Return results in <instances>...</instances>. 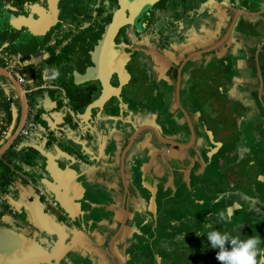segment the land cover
I'll list each match as a JSON object with an SVG mask.
<instances>
[{"label": "flooded vegetation", "instance_id": "flooded-vegetation-1", "mask_svg": "<svg viewBox=\"0 0 264 264\" xmlns=\"http://www.w3.org/2000/svg\"><path fill=\"white\" fill-rule=\"evenodd\" d=\"M200 3L0 0L1 66L17 82L21 73L31 79L29 85L25 78L19 82L30 92L26 94L24 125L28 121L37 125V95L40 84L47 83L59 92L51 102L54 108L66 112L65 123L75 122L79 130L78 136L68 137V149L59 148L54 154L67 160L68 169L64 171L67 180H62L65 186L57 187L55 183L51 192L36 178L43 166V156L36 151L29 157V150L21 149V141L28 142L27 138L18 133V142L9 146L14 154L3 159L8 175L0 184V228L22 234L47 250L48 260L40 264H167V257L160 256L159 249L182 242V238L187 243L179 250L182 255L193 250L205 254L214 252L201 248L210 245L207 230L225 227L224 233L240 239L250 236L247 230L260 232L263 221L236 224L216 219L218 206L222 209L223 201L235 195L234 186L230 188L227 182L225 190H203L198 185L201 166L206 162H202L207 152L203 148L209 146L210 137L215 134L210 133L212 129L207 125L202 128L201 116L193 110L200 103L195 86L206 89L217 79L216 51L190 58L182 66L179 91L181 85L187 84L185 92L192 101L187 105L181 103L182 109L174 103L177 93L181 96L175 89L181 61L170 75L168 66L176 64L186 47L191 48L187 56L197 51L195 46L202 37L211 43L207 32L201 36L194 25L199 20ZM114 25L117 26L110 28ZM210 28L211 25L209 32ZM104 38L110 42L104 45ZM207 43L204 48L210 47ZM219 64L228 74L227 61L222 59ZM106 68L110 72L105 74ZM54 71L58 75L53 76ZM104 83L111 85L106 99L99 107L87 110L102 95ZM7 84L11 89L9 80ZM8 94L7 110L12 107L16 112L18 107L20 111L19 96L15 92ZM14 95L17 97H11ZM170 102L174 104L172 109ZM6 132L7 126L0 129V140L4 142L10 137H5ZM212 144L210 151L216 147L215 142ZM217 154L212 159H219ZM89 160L102 163L94 169L105 178L104 182L98 179L94 190L88 189L85 181V173L90 172V166L85 167ZM60 161L58 166L63 168ZM76 162L85 169H76ZM121 168L124 178H120ZM53 173L57 177L61 172ZM170 178L185 186L174 190ZM117 181L118 185L112 186ZM22 192L24 202L19 199ZM152 192L153 205L149 203ZM244 195H248L247 191ZM252 206L253 203H246L244 210H258ZM203 208L207 209L200 216L204 221L195 218ZM39 214L56 223V233L42 228ZM202 226L205 230L197 235L195 231ZM183 227L189 231L183 233ZM148 230L154 232V238L160 232L161 242H154ZM138 237L146 239L141 241L144 246H150L143 253L137 250ZM256 237L264 241V234ZM148 253L150 256L146 257Z\"/></svg>", "mask_w": 264, "mask_h": 264}, {"label": "crops", "instance_id": "crops-1", "mask_svg": "<svg viewBox=\"0 0 264 264\" xmlns=\"http://www.w3.org/2000/svg\"><path fill=\"white\" fill-rule=\"evenodd\" d=\"M200 1L201 3L198 4L199 24L196 26V28H198L197 32L200 33L201 36L205 35L207 32V36L211 39V43H207L204 39L205 37H202L195 46L197 51L190 54L189 56H187V54L190 52L191 48L186 47L176 64L171 63L168 66V72L170 75L173 69L177 66V63L181 61L176 74L177 83L175 89L178 92L180 87V69L182 68V66L186 65V62L190 58L199 55L202 56V53L204 52L216 51V66L222 59L226 60L229 65L231 64L230 67L232 66L233 68L232 70H230V76L232 80L230 79V77H226L223 75L221 78H217L215 80L217 81V83L213 85V88H206L208 90V92L206 93L207 97H203L207 99H205L204 101H200L201 95H199L201 89L203 90V88L199 87V84H196L197 87L195 86V93H197L198 96L196 99L200 102V105L197 103L195 104V107H193V110H195L197 113H199V116H201V123L203 125L202 128L204 129V126L206 127L207 125V127H210L212 129L210 130V133H214L215 137L212 134L214 140L212 139V135L210 138L212 142L216 143V147L211 151L210 147H213L211 141L209 142V146H205L203 148V150H206L207 152L206 160L204 159L202 160V162H206L203 163L202 166L200 165V174L204 172L206 173L207 169L208 173L214 171V169L211 168L213 160H215L218 165L224 167L222 157H227L229 161H227L225 165V168H227L225 169V177H227V175L229 174L227 179L231 180V178L233 177L235 179L239 173L238 169H234L233 165H238L239 162L249 159L248 157L247 159H244V145H241L238 149H232L228 147V145L231 144V137L233 135L237 136V138L241 137L242 135H244V132L247 131L253 141H258L260 144L264 142V81L261 79V73L264 70V0ZM185 5H187V3ZM214 21L216 22V25L214 24ZM210 25L211 28L209 32L207 28H209ZM205 43L209 44L210 47L204 48ZM233 43L236 45V48H234ZM244 50H246L245 56ZM234 51L240 54L234 56L233 58V55L235 54ZM184 55H186L187 57L184 58ZM235 59L237 60V62H235L233 66L232 63ZM244 71L246 73L247 71H249L252 76L247 78L246 75L245 77ZM17 75L20 76L19 74ZM21 77L25 78V82H27L28 85L29 83H31V79H29L23 73H21ZM5 79L7 78L0 76V91H2L0 92V95H9L8 93L14 92L12 85L10 89L7 84L8 79L6 80L7 82L5 81ZM17 83L20 85L19 82ZM22 86L25 88L24 85ZM219 86L221 87L219 88ZM188 87L189 86L187 84L181 85V91H179L181 92V96H179L178 93L175 96L174 103L180 109L183 108L181 103L186 102L187 105L188 102L192 101L191 98H187V94L185 92ZM39 89L40 91L38 92L39 94L37 95L36 103L39 109L37 112L38 115L35 116V121L38 125V128L37 130L31 131L28 142L20 140L21 147L24 146L23 148H21L22 151L28 149L29 157L33 156V153L36 154L38 152L37 150H40L41 152H54V147L56 146L63 150L68 149V146L70 147V142H68L67 140H69L70 137L74 138V136H78L79 134L78 127L74 124L75 122H71L68 125L67 123H65V120H63L65 116L64 114L66 112H64L62 109H55L53 104L51 103L52 101L56 100V95L59 93L58 90H56L52 86H49V84L47 83L40 84ZM218 91L220 92V94L218 93V97H221L224 95V93H226V98L224 99L223 105H219L213 100L215 99V97L212 95L217 93ZM228 93L229 96L227 98ZM248 95L251 96L253 101V105L250 108H248L247 104ZM235 99L237 100L236 102ZM235 103H238V106H236ZM173 105V102H170V109H172L171 107H173ZM8 107L9 105H7L6 103H0V125L3 124V126H7V134L5 137L11 135L12 131L15 130L16 127H14V123L18 121L19 118V108L16 107L15 112V109L12 107L11 110L8 111ZM4 108L6 109V112ZM183 112L185 113L186 110L183 109ZM5 114H7L6 117H8L9 120L7 123L5 122ZM242 123H244V127L246 128L244 129V131H242L241 129ZM18 138L20 137L18 136L17 139ZM240 139L244 142V137H241ZM1 141L3 140H0V142ZM216 153H218L217 156L219 157V159H212V156ZM99 165H102V163H99L96 160L91 162L89 160L87 162V165H85V167L90 166V172L85 173V181L89 184H87V186L90 190L95 189L98 179L99 182L105 181L104 175H99L101 173L98 172L97 169H94V167H100ZM75 167L78 170L85 169L83 165L78 164L77 162L75 163ZM209 167L211 168L210 170ZM122 168L120 170V178H124ZM249 172V167L243 169L240 172V179H244V177L245 179H248ZM25 173L26 175H29L26 170ZM244 173L246 174L244 175ZM258 173H261V171H258ZM150 178L151 177H149V179ZM201 179V177H198V185L202 184ZM170 182L173 184L174 190L183 186V184L181 185L180 183H178L175 178H170ZM228 183L230 188L235 187V189L237 185H244L242 183L240 184V182L235 184L233 181H229ZM112 184V186H116L118 185V181L116 184H114V182ZM120 191L121 190H119L118 192L119 194ZM239 191L242 193H239ZM246 191L248 193L247 196L244 195V192ZM234 194L235 195H231L230 198H228L227 204L225 203L226 201H223L222 209H220L218 206V210L216 213H218L219 211H225L227 214L226 208L230 207L229 205L233 203L234 199H237L236 197L242 198L244 196V209L246 203H248L249 205L253 203L252 207L258 209L252 210L251 208H249L246 211L244 210L245 213L247 212L262 214V212H264V190H235ZM22 195L23 192L20 196H18L19 199L24 202L25 199ZM202 198L203 196L201 197V199ZM230 199L232 200L230 201ZM238 202L241 203L240 200ZM234 205H236V203H234ZM231 209H233V207H231ZM201 210L207 209L203 208ZM195 212L197 213V211ZM203 213H205V211ZM203 213H198V215L195 214V218L202 219L204 221L203 216L202 218H200ZM216 219L219 220L222 219V217L216 215ZM207 220L208 218H206L205 222L208 223L209 221ZM249 220L251 219L244 220V223H247ZM224 228L223 230H217L224 234ZM258 231L259 230L257 229L252 233L250 230H247L246 233L250 236H256L260 233L263 235L264 225L260 227V232Z\"/></svg>", "mask_w": 264, "mask_h": 264}, {"label": "rangeland", "instance_id": "rangeland-1", "mask_svg": "<svg viewBox=\"0 0 264 264\" xmlns=\"http://www.w3.org/2000/svg\"><path fill=\"white\" fill-rule=\"evenodd\" d=\"M256 7H257V5H256ZM198 24H199V22L197 20L196 24H194V25L197 26ZM234 48H236L235 44H234ZM234 52H235V54L233 55V58H234V56L240 54L236 51H234ZM245 55H246V50H244V56ZM235 62H237L236 59L232 63L233 66H234ZM230 65L227 68L232 70L233 68H232V66L230 67ZM227 68H225V69H227ZM215 70H216L215 72H216L217 78H219L221 75H223L226 77L228 76L231 79L230 71L228 72V74H227V72H224L225 70L224 71L222 70L221 64H218L215 67ZM233 73H234V71H233ZM244 73H246V72L244 71ZM247 73H248V74H246L247 78L252 76L249 71H247ZM261 79L264 81V70L261 73ZM215 83H217V81H213L212 83H209L208 88L209 89L213 88V85ZM220 87L221 86H219V88ZM218 93L220 94V92L218 91L217 93L212 95L215 97V99H213V100L215 102H217V104L223 105L224 99L226 98V93H224V95L221 97H218ZM199 95H201L200 101H204L205 99H207V98L203 97V96L207 97V95L205 93V87L203 90L201 89ZM228 96H229V93L227 95V98H228ZM247 98H248V102H247L248 108H250L253 105V101H252V98L250 95H248ZM236 101L237 100L235 99V102ZM235 104H236V106H238L237 105L238 103H235ZM18 115H19V111H18ZM241 129H242V131H244V129H246L244 127V123H242ZM241 137H244V142L241 141V139H240ZM241 137L237 138V136L233 135L231 137L232 138L231 144L228 145V147L232 148V149L233 148L238 149L241 145H244V154H246V157L249 158L247 160H243L242 162H239L238 165H233L234 169H236V170L238 169V172H239L238 175L236 176V178L234 179V177H233V178H231V180H228L227 178H228L229 174L227 175V177H225V172H226L225 169H227V168H225V165H226L227 161H229V159L227 157L226 158L222 157L224 167L218 165L215 162V160H213L211 168H213L214 171L211 173H208V169H207L206 173L204 172V173H201L199 175V177L202 178L201 179V183H202L201 188L203 190H225L227 182H229V181H233L235 184L239 183V182H240V184L241 183L244 184L243 186L237 185L236 190H264V147H263L264 142H262V144H260L258 141H253L250 137V134L247 131H245L244 135H242ZM247 167L250 168V172L248 174V179H240V177H241L240 172ZM211 168L209 167V170ZM258 171H261V173H258ZM244 172H247V171H244ZM245 174L246 173H244V175ZM191 180L192 181L190 183L193 185L194 184V178L192 177ZM189 181L190 180L186 181L187 189L189 188ZM183 186H185V184ZM236 198L237 199H234L233 203L231 205H229L230 207L226 208L227 214L231 215V217H232V220H231L232 222H235L237 224L239 222L243 223L244 220H248V219L252 220L253 219V220H256L257 222L263 221V223H264V212H262V214L261 213H247V212L245 213L244 212V203H243L244 197H242V198L236 197ZM231 200L232 199H230V201ZM239 200L241 201V203L243 205L238 202ZM225 203L227 204V201ZM234 203H236V205H234ZM231 207H233V209H231ZM204 211L205 210H202V213ZM228 223H230V222L228 221ZM144 230H146V229H144ZM156 230H157V227H156ZM181 231L184 233V231L187 232V231H189V229H186L185 227H183V229ZM252 231H253V229H252ZM149 232L152 235L150 238L151 239L153 238L154 242H156L157 240L158 241L156 243L161 242V238L163 237V235L160 234V232H159V236L155 237V238L153 237L154 232L148 230L147 234ZM137 239H138V242H137V250L138 251H141L143 253V252H145V249L150 248V246H147V245L144 246L143 243L141 242L142 240L145 241L146 239L140 238V237H138ZM182 239H184V241L173 243V244L169 243L168 247L166 245L162 249H159L160 250L159 255L160 256L163 255V257H167V264H186L187 262H191L192 264H223V262L216 259V253L220 249H218L217 247L213 248L211 246V242H208V243H210V245L208 244V247L201 246V248L204 250L211 249L214 252H207L205 254H201L202 250H201V252H197L196 250H193L194 253L192 251H189V253L182 255V252H179V250H181L183 247H186V244H187V243H185L186 238H182ZM147 243H148V240H147ZM226 243L228 245H225V248L230 249L231 244L229 242H225V244ZM262 243H264V241H262ZM203 244H206V243H203ZM189 249H191V248H189ZM169 250H171V251L169 252ZM149 256H150V254L148 253L146 255V257H149ZM84 258L90 259L89 256H85V255H84ZM188 259H190V260H188Z\"/></svg>", "mask_w": 264, "mask_h": 264}, {"label": "water", "instance_id": "water-1", "mask_svg": "<svg viewBox=\"0 0 264 264\" xmlns=\"http://www.w3.org/2000/svg\"><path fill=\"white\" fill-rule=\"evenodd\" d=\"M142 2V0H140ZM118 25V24H117ZM117 25L110 26L116 27ZM37 41V40H36ZM110 42L109 39L104 38L103 44ZM99 66V65H98ZM110 71L105 69V74ZM0 76L7 78L12 87L13 91L19 96L20 99V113L18 118V123L15 131L10 135V137L0 146V156L9 148V146L13 143V141L17 138L20 129L23 127L24 122L26 120L27 114V98L26 94L30 93L26 91L21 85H19L14 76L4 67L0 66ZM111 90V85L109 83H104V90L102 95L90 106L87 107H99L100 103L106 99L109 91ZM33 92V91H32ZM86 110V111H87ZM80 118V117H76ZM37 150V149H36ZM60 150L58 146L54 147V152L49 154H44L40 150H37L41 156H43V166L38 173L37 180L46 190L51 192L52 186L56 183L57 187L65 186L62 184V180L66 181L67 172H64L68 169L67 164L65 163L67 160L57 157L54 154ZM209 158V156H208ZM58 160L63 165V168L58 166ZM92 160H90L91 162ZM54 170H57L60 174L56 177L53 173ZM150 190V189H147ZM149 203L151 205L154 204V193L150 195ZM154 212V210H152ZM40 220V225L44 230L48 232H55L56 233V223H54L44 215H38ZM49 253L45 250L41 245L37 242L33 241L32 239H28L22 234L15 233L9 229L0 228V264H40L45 260H48Z\"/></svg>", "mask_w": 264, "mask_h": 264}, {"label": "clouds", "instance_id": "clouds-1", "mask_svg": "<svg viewBox=\"0 0 264 264\" xmlns=\"http://www.w3.org/2000/svg\"><path fill=\"white\" fill-rule=\"evenodd\" d=\"M58 75L55 71L53 76ZM220 217L231 222V215L226 214L225 211L217 213ZM210 228V226H208ZM202 228L195 231L197 235L204 231ZM207 239L211 242L213 248L219 246V251L216 253V259L223 262V264H264V247L261 246V240L256 236H249L247 239H240L239 236L232 237L230 234H222L218 230H207ZM231 244V248L224 247L225 242ZM259 257V260H258Z\"/></svg>", "mask_w": 264, "mask_h": 264}, {"label": "built area", "instance_id": "built-area-1", "mask_svg": "<svg viewBox=\"0 0 264 264\" xmlns=\"http://www.w3.org/2000/svg\"><path fill=\"white\" fill-rule=\"evenodd\" d=\"M24 79L22 77L18 78L19 82H22ZM13 98H16L17 96H11ZM10 102V96L8 95H0V103H6L7 105H9ZM10 109V108H9ZM38 126L32 122V121H28L25 125H23V127L20 129L19 131V136L23 137V138H27L29 139V135L31 133V131L37 130ZM2 134H5V131L2 132Z\"/></svg>", "mask_w": 264, "mask_h": 264}, {"label": "trees", "instance_id": "trees-1", "mask_svg": "<svg viewBox=\"0 0 264 264\" xmlns=\"http://www.w3.org/2000/svg\"><path fill=\"white\" fill-rule=\"evenodd\" d=\"M1 59L2 58L0 57V66L2 65ZM0 92H2V91H0ZM5 112H6V109H5ZM6 116H7V114H5V122L7 123L9 120H8V117H6ZM4 125H6V124H4ZM2 127H4V126L0 125V129H2ZM18 140L19 139L16 138L14 143H17ZM0 144H1V142H0ZM11 149H12V146L4 153V155L0 159V184L2 181H4L6 179V176L8 175V168H7V165L5 164V162H3V159L4 158H10V155L14 154Z\"/></svg>", "mask_w": 264, "mask_h": 264}]
</instances>
